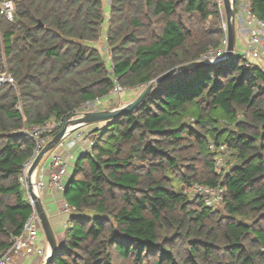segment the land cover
Masks as SVG:
<instances>
[{"label":"trees","instance_id":"1","mask_svg":"<svg viewBox=\"0 0 264 264\" xmlns=\"http://www.w3.org/2000/svg\"><path fill=\"white\" fill-rule=\"evenodd\" d=\"M12 1L14 20L0 19V73L15 82L0 86V253L32 213L19 181L35 150L24 128L66 121L114 80L149 86L225 36L217 0ZM249 1L264 23V0ZM246 62L181 72L89 131L95 145L64 193L76 212L50 264H264V65ZM223 145L235 162L220 173ZM175 184L222 187L223 204Z\"/></svg>","mask_w":264,"mask_h":264},{"label":"built area","instance_id":"2","mask_svg":"<svg viewBox=\"0 0 264 264\" xmlns=\"http://www.w3.org/2000/svg\"><path fill=\"white\" fill-rule=\"evenodd\" d=\"M235 1V0H234ZM220 8L224 7L223 0H217ZM251 2L249 0H239L238 11L235 13L236 22L238 17H242L247 25L248 31V48L241 57L246 59V66L249 67L250 63H257L264 65V23L252 14ZM16 7L12 0L0 1V19L5 18L8 21H13L15 18ZM225 36L222 40V46L218 50H212L206 53L200 61L207 63H214L224 59L228 52V26L225 25ZM115 86L109 95L102 99L95 101H88L84 103L79 111L69 119H79L85 114L98 111L115 110L117 106V96L123 93V88L119 83L114 80ZM15 86L14 79L7 72L0 73V86L3 85ZM66 121L51 120L43 125L34 126L31 128H24L21 133L30 138L35 144L33 157L24 164L22 173L19 177L20 184L24 190L27 202L30 204L32 213L27 223L24 226L23 233L13 239L12 247L0 253V264H18L17 258L22 255L43 254L44 252L37 247L38 234L41 230V223L36 211L34 200L30 193V188L33 187L34 192L41 198L43 193L47 190H55L65 193L66 183L65 176L69 170V163L61 156L56 150L66 149L70 151V158L75 157V149L82 148L83 145H88L89 150L83 151L82 155L91 153L95 141L85 130L86 126L76 125L72 127L73 132L67 134L66 137L59 143L55 150L46 154L41 160L31 180L28 177L31 166L42 149L51 142L54 136L60 132ZM211 148L215 150L212 145ZM220 154L215 158L216 169L221 173L222 170H229L234 164V160L230 159L232 151L227 146L219 147ZM187 193V192H186ZM192 197L200 198L204 205L208 208H217L223 204L224 189L222 187L209 188L202 185H193L189 189ZM64 212L71 216L76 212V209L69 206L67 203L64 205Z\"/></svg>","mask_w":264,"mask_h":264},{"label":"water","instance_id":"3","mask_svg":"<svg viewBox=\"0 0 264 264\" xmlns=\"http://www.w3.org/2000/svg\"><path fill=\"white\" fill-rule=\"evenodd\" d=\"M224 2V11L225 17L228 26V52L224 59L214 62V63H207L203 61H196L194 63L183 65L180 67H176L157 79H155L146 89L133 101L123 107H120L115 110H106V111H98V112H91L85 114L82 118L79 119H69L66 123L64 128L58 132L54 138L51 140L50 143L46 147L42 149L40 154L37 156L35 161L33 162L31 169L29 171L28 177L31 180L32 176L34 175L37 167L39 166L43 157L48 154L49 152L56 149L59 143L66 137L67 134L73 132L74 129L72 127L76 125L82 126H90L96 123H110L122 115L130 114L134 111V109L162 82L167 80L168 78L175 76L181 72L191 71L194 69H202V68H215L221 65H224L230 61H232L235 57V48H236V18H235V11H234V0H223ZM31 196L34 200L36 211L41 223L42 231L46 237L47 243L49 245V252L43 264H50L53 257L55 256L58 250V244L54 229L48 217V214L44 208L42 199L37 196L34 192L33 187L30 188Z\"/></svg>","mask_w":264,"mask_h":264},{"label":"crops","instance_id":"4","mask_svg":"<svg viewBox=\"0 0 264 264\" xmlns=\"http://www.w3.org/2000/svg\"><path fill=\"white\" fill-rule=\"evenodd\" d=\"M248 31L246 22L242 17H238V22H236V48H235V57L242 56L243 53L246 52L248 48ZM124 99V98H123ZM133 98L126 97L120 106H124L129 104ZM119 107V106H118ZM106 123L93 124L90 126H86L85 130L89 133L91 129H96L104 126ZM75 157L73 159L70 158V151L66 149H58V152L64 159L69 163V170L67 175L65 176L66 186L70 182V179L74 172V166L76 160L81 156L83 151L89 150L88 145H83L82 148L75 149ZM44 208L48 214L52 227L54 229L57 244L58 246L61 244L64 236V231L67 228L69 215L64 212L65 198L64 194L59 191L47 190L41 196ZM38 248H40L44 253L43 254H34V255H22L17 258L18 264H43L48 252L49 245L47 243L44 232L41 230L38 234V243L36 244Z\"/></svg>","mask_w":264,"mask_h":264},{"label":"rangeland","instance_id":"5","mask_svg":"<svg viewBox=\"0 0 264 264\" xmlns=\"http://www.w3.org/2000/svg\"><path fill=\"white\" fill-rule=\"evenodd\" d=\"M105 3L108 4L109 3V0H105ZM108 10V7H106V11ZM221 16H222V19H221V26L224 30L225 28V25H227V21H226V17H225V11H224V7L221 8ZM106 30V27L104 29V31ZM225 32V30H224ZM97 47L99 49H101L102 53H103V56H104V59L106 60V63L109 64V60H107V58L105 57H109L110 56V51L109 49L107 48L106 46V43H105V37H103V39L100 41L99 44H97ZM146 87L148 86H144L142 87L140 90H135V89H129V88H125V90L123 91L122 94H120L119 96H117V99H116V103H117V106L120 107H123V106H120L122 104V101L126 98V97H131L133 98L131 102H133L145 89ZM124 98V99H123ZM124 102V101H123ZM96 124H99V123H96ZM175 188L177 191H182L184 193H189V187L186 186L185 184H175ZM191 194V193H189ZM220 209L221 206L217 207V209Z\"/></svg>","mask_w":264,"mask_h":264}]
</instances>
